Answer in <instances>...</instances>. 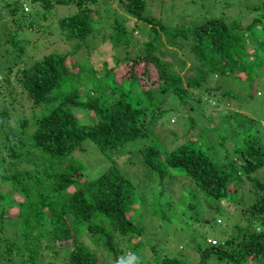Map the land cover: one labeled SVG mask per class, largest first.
<instances>
[{
  "label": "trees",
  "instance_id": "1",
  "mask_svg": "<svg viewBox=\"0 0 264 264\" xmlns=\"http://www.w3.org/2000/svg\"><path fill=\"white\" fill-rule=\"evenodd\" d=\"M27 1L15 0L6 5L10 14L17 15L23 24L31 15L27 13ZM108 1L111 4H107L104 13L99 8H91L98 0H29L32 8L39 4L46 13L57 5H73L75 11L57 21L60 34L68 42H76L77 51L93 44L102 34L101 39L111 44V51L119 58L114 56L113 68L102 73L90 64L86 70L76 64L69 66L65 54H49L27 68H18L17 86L32 107L41 111L32 114L29 135L26 121L21 122L19 134H13L7 126V110L1 111L0 139L14 143L13 147L4 145L13 160L8 169L13 168L21 156L15 148L28 146L31 161L43 160L44 176L19 171L0 175V180L12 188V193L0 194V230H6L7 219L19 224L11 242L0 237V264H106L107 260L91 246L114 258V264H125L124 247L128 246L131 253L137 255L138 249L132 240L143 235L133 217L135 186L115 165L88 178L86 167L73 161V153L81 150L84 142H89L98 153L108 156L109 152L144 140L151 135L145 131L147 120L156 124L169 113L178 111L174 104L166 106L170 96L180 105H186L190 93L198 91L193 99L196 108L200 96H214L217 88H225L214 81L222 83L225 79L247 86L264 80V1L254 7H241L238 12L230 11L229 14L235 13L232 21L223 14L206 17V21L198 25L172 30L146 15L147 0ZM100 3L106 6L104 0ZM24 8L28 9L25 13ZM111 14L114 17L110 24L102 23L100 18ZM250 16L249 24L242 26L241 22ZM195 19L203 18L196 16ZM133 20L136 22L129 30L126 23ZM107 26L112 28L109 35ZM256 26H260L259 30L253 29ZM29 27L34 24L29 23ZM148 27L153 33L149 34L150 41L136 50L138 41L133 44V33L142 35ZM158 29L165 35V42L161 41ZM8 43L15 49L13 57L17 66L26 55L27 43L17 36L11 37ZM165 43L176 49L161 50ZM142 61L145 67L151 65L157 72L158 79L150 85L142 80L144 76H153L148 68L137 76L135 66ZM125 64H131L126 68L130 73L118 80L115 72ZM103 66L110 64L105 62ZM87 85L90 89L83 100L79 89ZM222 96L232 97V93L224 89ZM77 110L91 114L95 122L80 124L75 114ZM186 121L197 127L190 117ZM209 123H213L212 118ZM246 123L250 129L255 125L254 120L246 119ZM250 129L243 137V149H238V142H233L231 152L224 151L225 164L217 162L216 151H209L213 148L208 142L209 134L218 136L220 133L213 126L200 129L201 137L205 138L203 142L191 136L173 150H167L158 141L144 148L131 146L139 148L138 159L155 176V185L177 178H186L193 184L180 194L181 199L186 193L192 197L196 188L199 195L217 204L229 197L228 188L240 175L258 189L259 193L242 208L234 224L227 225V230L221 233L220 242L215 240L216 244L208 243L203 249L198 245L196 249L201 256L197 264H209L211 257L215 264H264V181L258 177L264 173V137H255ZM225 138L219 147L231 141L230 137ZM235 204L227 207V221L231 219L230 208ZM15 206L18 207L15 216L5 217ZM152 209L160 210L156 203ZM82 234H86L90 246L81 240ZM157 264L182 263L175 257L165 256Z\"/></svg>",
  "mask_w": 264,
  "mask_h": 264
},
{
  "label": "rangeland",
  "instance_id": "2",
  "mask_svg": "<svg viewBox=\"0 0 264 264\" xmlns=\"http://www.w3.org/2000/svg\"><path fill=\"white\" fill-rule=\"evenodd\" d=\"M13 1L15 0H0V112L7 110L9 114L7 126L13 134L18 135L21 122L26 121L27 134L29 135L32 131V114L34 112L39 114L41 110L40 108H33L28 102L26 95L17 86L16 74L18 68H27L49 54H65L68 57L69 66L76 64L86 70L89 68L88 64H90L94 70L102 73L113 68V57L119 58V55L111 51L112 46L107 40L103 41L101 39L102 34L93 44L79 51L75 49L76 42H68L60 34L57 21L65 15L72 14L75 11L73 5H57L53 10L46 13L39 4L32 8L28 0L26 2V7L29 9L27 13L31 15L23 24L17 18V15L10 14V8L6 6ZM100 1L98 0V4L91 6V8H99L105 13L107 4L111 3L108 0H104L106 2V6H104ZM213 1L216 2L215 5L211 4ZM263 1L147 0L149 11H147L146 15L158 20L168 30H172L181 26L198 25L204 23L206 17L216 18L223 14L227 15L228 21H232L235 13L229 14L230 11L238 12L241 7H254ZM196 16L203 19L196 21ZM104 17L100 18L97 16L102 23L110 24L114 14H111V16L104 15ZM251 19L252 17L250 16L248 19L243 20L241 22L242 26H247ZM31 22L34 27H29ZM133 22L136 21L133 20L126 23L129 30L133 28ZM259 28L260 26H256L253 29L259 30ZM158 31L160 32L159 29ZM111 33L112 28L107 26V34ZM150 33L153 34L150 27L142 35L137 32L133 33L135 37L133 44L138 41L136 50H140L144 43L150 41ZM13 36H17L27 43L25 45L26 55L17 66L14 65L15 60L13 57L15 49L8 43V40ZM246 36H248V33H246ZM160 39L162 42L166 40L162 32H160ZM165 48L176 49L166 43L161 50ZM101 54L104 56H100ZM129 54H132V52H129ZM181 58L183 57L181 56ZM105 62L109 63L110 66L104 67L103 64ZM130 66L131 64H125L123 69L121 68L115 72L118 80H121L124 75H129L130 72L127 69ZM144 68H148L149 72L153 74V76L142 77L145 84L150 85L158 79L155 75L157 72L156 70L153 71L151 65L145 67V62L142 61L138 66H135L138 77L145 71ZM259 69H262V67ZM180 74L183 75L184 72ZM222 81L224 83H219L218 81H214V83L225 85L224 89L229 90L232 93V97H223L222 90L224 89L222 87V90L217 88L214 96H200V101L196 103L197 106L195 108L193 99L198 91L190 93L189 103L191 105L189 103L180 105L173 96H170L167 99L166 106L174 104V106L178 107V111L169 113L164 119L158 120L156 124H150L149 120H147L144 124L145 131L151 135L144 140L130 143L126 145L127 147L109 152L108 156L98 153L89 142H84L82 149L73 153V161H77L86 167L88 178L96 177L105 171L106 167L115 165L135 186L136 194L133 211L136 213L133 217L143 230V235L132 240V244L138 249L137 255L132 254L128 246L124 247L123 260L125 264H127L128 258L132 256L137 257L133 264H157L165 256L175 257L182 264H197L201 256L196 249L198 245H201L203 249L208 247V243L211 240L220 242L221 233L234 224L235 219L242 213V208L248 205L255 198V195L259 193L258 189L250 181L240 175V179L233 181L229 186V197L217 204H213L207 197L199 195L196 188L193 190L192 197L186 193L183 195L184 198L181 199L179 198L180 194L182 195V192L193 186L188 179H166L162 183L155 185L154 182L157 181L155 176L149 173L140 163V159H138L139 148H142V146L143 148L148 147L155 141L160 142L167 150L175 149L191 136H195L203 142L205 138L201 137L200 129H209L213 126L220 133L218 136L213 133L209 134L208 142L213 146L209 151H216L217 162L225 164L227 160L224 158V151L231 152L230 148L233 146V142H238V149H243V137L250 129L246 119L248 121L254 120L255 122V125L250 129L251 133L255 137H264V80L260 79V81L255 82V85L249 83L247 86L234 84L225 79H222ZM210 84L213 87V81H210ZM89 89L90 85L79 89L80 97L83 100L86 99L84 96ZM240 90L242 91L241 94L239 93ZM75 114L80 124L95 122V118L87 112L77 110ZM150 116L151 112L148 113V118ZM188 117L194 120L197 127L186 121ZM209 118H212V124L209 123ZM225 137H230L231 141L228 140L226 145L219 147ZM24 139L26 140L27 137H24ZM5 144L14 146V143L0 139V163L3 164V167L0 168V175H11L15 171H19L22 173H33L38 177L44 176L41 166L43 160L35 158V160L31 161L27 154L28 146L15 148L16 152L20 153L21 156L17 164H14L13 168L8 169L7 167L13 163V160L9 158L4 148ZM131 146L139 148H132ZM68 165L66 164L65 166ZM258 177L264 181V173ZM23 188V186L20 187V190ZM69 192H73V189L69 190ZM9 193H12L11 185L0 180V194L4 196ZM18 200H22L21 196H18ZM15 201L18 203L17 197ZM235 202L236 204L230 208L229 216L231 219L227 221V207ZM155 203L160 208L156 212L152 209ZM190 204L194 205V208ZM139 208H141L140 211H138ZM17 210L18 207L16 206L10 208L8 210L10 214L8 213L5 217L13 218ZM220 216L226 218L224 219ZM215 220H217L216 223ZM5 224L7 228L3 232L0 230V237L11 242L16 236L18 231L16 228H19V224H16L14 219H7ZM81 240L90 246V241L87 239L86 234H82ZM91 248L96 250L99 256H103L107 260L105 261L106 264H114V258L110 255L103 254L99 248H94L93 246ZM209 264H215L213 257L209 259Z\"/></svg>",
  "mask_w": 264,
  "mask_h": 264
},
{
  "label": "clouds",
  "instance_id": "3",
  "mask_svg": "<svg viewBox=\"0 0 264 264\" xmlns=\"http://www.w3.org/2000/svg\"><path fill=\"white\" fill-rule=\"evenodd\" d=\"M213 241V240H211ZM215 241V240H214ZM216 242V241H215ZM210 243V242H209ZM211 244V243H210ZM216 244V243H215ZM137 260V257L135 256H132V257H129L128 260H127V264H133V261Z\"/></svg>",
  "mask_w": 264,
  "mask_h": 264
},
{
  "label": "built area",
  "instance_id": "4",
  "mask_svg": "<svg viewBox=\"0 0 264 264\" xmlns=\"http://www.w3.org/2000/svg\"><path fill=\"white\" fill-rule=\"evenodd\" d=\"M24 11L27 12L28 9L27 8H24ZM211 244H215L216 242L213 240V241H210Z\"/></svg>",
  "mask_w": 264,
  "mask_h": 264
}]
</instances>
